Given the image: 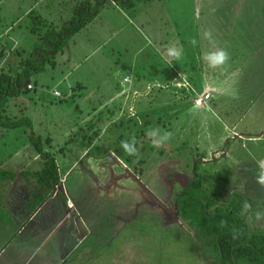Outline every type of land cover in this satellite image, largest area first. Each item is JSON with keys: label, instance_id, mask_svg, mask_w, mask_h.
I'll return each mask as SVG.
<instances>
[{"label": "rangeland", "instance_id": "1", "mask_svg": "<svg viewBox=\"0 0 264 264\" xmlns=\"http://www.w3.org/2000/svg\"><path fill=\"white\" fill-rule=\"evenodd\" d=\"M74 1L79 0H42L36 5L34 4L36 0H2L0 17L5 13L6 6H9L8 2H11L13 13L22 15L26 12V14L20 17L19 26H13L9 36H1L0 62L8 61V54L12 56L13 52H8L6 55L2 48L7 43L12 45V41L16 45L15 53H19L20 58H30V50L34 47L33 41L38 38V32H42L39 30L42 28L38 22L39 16L43 17V14L47 16L52 29V25L60 22L61 17H66V9L70 10L72 5L74 6ZM119 1L127 0H105V3L100 5V15L95 21L87 24L77 36L71 38L61 52L33 59L34 69L33 67L32 69L42 70L26 80L32 89H26L24 86L26 81H24L20 99L9 97L8 103L2 108L0 120L26 118L34 130L40 127L39 130L46 134L50 133L51 137L57 134L58 146L61 145L59 139L66 133L65 130H60V126L68 125L69 128L73 126L74 131H67V133L71 132V135L68 134L69 138L86 133L90 136L89 144H93L96 142L97 118L104 117L107 108L113 109L112 106H118V102L111 97L123 90L137 89L139 96L134 100L144 106L152 102L151 112L147 116H142L143 122L138 123L139 119L138 121L134 119L129 124L123 123L122 126L116 125L108 129L107 136L111 142L109 151L119 152V160L122 162L103 165L105 170L112 165L118 171L127 167L129 180H122L121 184H126L130 189L125 188L124 191L109 186L105 193L89 199V204L82 203V205L80 201H76L77 206H88L83 207L82 225L89 234L86 238L83 234L71 240L72 249L66 251L69 252L67 257L62 255V259L65 257L63 263L59 256L62 254L61 250L68 245V241L61 232L56 230L50 236L47 234L49 231H36L30 227L22 235L20 233L22 229L17 232L18 228L13 226L16 221L12 222L9 214L0 210L2 219L0 264H218L213 257L215 254L214 249L211 250L210 237L199 236L179 220L172 223L173 227L172 225L168 228L162 227L157 220L156 212L150 209V199L152 203L159 204L162 200L159 196L161 198L167 193L165 187L160 185L158 188L155 185L161 184V181L171 185L174 180L184 184L189 180L191 166H195V163L197 170H204L207 174L212 170V173L218 172L228 180L222 200H227L229 191L232 190L253 197L252 193L259 194L256 198L264 200V188L255 181L257 165L260 161H264L262 160L264 143H252L241 134L246 130L243 129L244 125L252 124L254 128L261 125L264 127V0L263 2L144 0L143 6L145 4L149 6L146 5L144 7L146 10L144 9V12L137 14L136 17L130 11L132 6H126ZM114 3L123 9L126 16L122 17L115 13L111 5ZM134 5L137 6L138 3ZM94 8L95 3L92 4V9ZM128 21H131V24H128ZM2 23L0 20V31ZM119 23L122 25L117 28L116 24ZM205 30L212 31L213 42L202 38ZM107 37L112 41L108 38V43L100 48L99 44L107 40ZM192 38L198 41L195 47L200 49L201 55L213 50L212 48H225L231 57L222 69H212L227 78L223 94L213 97V101L217 102L216 116L212 114V108L206 106V102L210 99L201 107L203 109H194L196 97L191 93L195 92L197 95L201 94V91L196 92L192 84V90L187 92L178 90L180 93L176 96L169 94L165 89L154 90L150 94L146 91L148 83L144 82L135 86L136 67L143 75L148 73L147 70L152 69V73L145 77L149 82L155 77L153 73L156 68L161 73L154 79L163 78L162 72L166 71V67L162 57L165 58L166 55L160 49H164L165 46L175 45L177 48L182 46V59H169L176 62V68L189 70L191 55L187 50L192 47L189 44ZM155 49L158 51L156 52ZM11 56L9 61L14 60ZM11 69L15 70L14 67ZM201 73L203 74L202 70ZM123 78H127L129 84H125ZM169 86L171 92L173 86ZM54 92L59 95L55 96ZM249 101L254 103L253 108L246 111L241 121L242 125H237L232 132H226L228 137L233 135L235 137L229 139L226 144L222 143V147L218 144L219 152L225 150L227 156L213 158L214 127L220 128L221 121L232 125L231 123L239 119V113L245 110ZM104 102H110L108 103L110 105L101 110L100 114L94 112L99 110V106ZM24 107L25 109H22ZM87 118L95 120L88 121ZM51 121L58 125H53ZM81 121L85 122L81 123ZM89 125H93L94 128L86 132V129L90 128ZM126 126L133 131L124 130ZM81 128L83 129L77 132ZM152 128H158L161 132H171L172 138L161 147L154 148L152 142L143 141L141 135ZM257 130L254 129V133ZM21 131L22 129L17 132L20 134ZM132 136L137 139L136 147L139 154L135 156V160L125 163L123 159L129 155L122 149L121 141L128 140ZM18 138L13 134L9 137V141L3 139L8 143L3 146L0 143V152H13L16 144H19ZM218 139L216 138L215 141L219 142ZM82 141L87 142L84 138ZM19 145L24 146L22 143ZM28 150L31 155L34 153L32 146L27 147L25 144L23 150L25 156H31L26 153ZM149 150L152 157L147 154ZM132 157L134 156H129ZM244 163L248 164L244 165ZM29 168L34 170L38 166L35 163ZM75 177L76 173H73L72 179ZM103 180L106 182L107 178ZM60 188L63 190V187ZM57 192H54L57 197L55 202L62 204V198ZM168 192L172 194L170 189ZM14 200L18 202L17 206L22 205L23 201ZM162 203L166 204L167 200L163 199ZM66 204L68 206L74 203L66 202ZM23 206H29V203ZM161 207L171 208L168 205ZM158 211L160 214V210ZM164 216L170 219L171 214L165 212ZM249 228H254V225H249ZM259 228L264 229V220L260 221ZM71 236L74 237L73 234Z\"/></svg>", "mask_w": 264, "mask_h": 264}, {"label": "crops", "instance_id": "2", "mask_svg": "<svg viewBox=\"0 0 264 264\" xmlns=\"http://www.w3.org/2000/svg\"><path fill=\"white\" fill-rule=\"evenodd\" d=\"M41 1L42 0H36L34 4L35 5L39 4ZM96 1L97 0H91V1L90 0H87V1L79 0L78 2L74 1V6L72 5L70 10L68 8L66 9L67 15L65 18L61 17L60 18L61 21L54 25H52L51 23L52 29H50V25L47 21L48 17L45 16L44 14H43V17L39 16L40 18L38 22L40 26H42V28H40L39 30L42 32L41 33L38 32V38L36 39V41H33L34 47L31 48L30 54H29V56L31 57L26 58V59L20 58L19 53L16 54L14 50L16 46L15 42L12 41V45L7 43L8 47L6 45L2 48L4 49L6 55L8 52H13V54L12 56L10 54L7 55L8 61L2 60L0 62V70H1L0 73L15 80L16 76L21 72L22 67L26 64V61L28 59H31L33 61V59H37L40 56L42 57L41 54H44V53H48V56L57 54L58 52L56 53V51H54V49L52 48V42L56 41L57 38L58 40H60L61 36H63V31H64L65 26L68 23H70V21L74 18L76 7L80 3H83V2L85 3L88 2L91 5L94 3L96 4ZM0 3H2V0H0ZM8 3H9V6H6L5 13H3L0 17L1 22H3L1 25L2 27L0 31V38L1 36H4V35L9 36V33L13 29V26H19L20 17L26 14V12L23 13L22 15L13 13L12 6L10 4L11 2H8ZM53 3L57 4V2H53ZM137 3H138L137 6H135L136 5L135 4L130 9V11H132L133 16L135 17L137 16V14L143 13L145 9L144 7L148 5V4H145V6H143L142 3H145L144 0L137 1ZM111 5L114 8L115 13H117L118 15L122 17L126 16V14L123 13V9L120 8L118 4L114 3ZM8 9H11V10L9 11ZM99 15H100V11H98L97 13L96 12L93 13L91 22H94L95 19ZM41 18L43 19V21ZM128 24H131V21H128ZM111 25L113 26L114 24H111ZM121 25L122 24L120 23L116 24V27L120 28ZM4 26L6 27L4 28ZM53 27L57 28V30L54 29ZM28 29L32 32L30 28ZM80 31L76 33L75 35H73L71 38L73 39L74 36H77L80 33ZM71 38L68 39L63 49L69 44V41L71 40ZM108 38L109 37H107V40H104L101 43L99 42L100 48H103V46H105L108 43L110 39ZM110 41L112 40L110 39ZM36 46H39V47L36 48ZM190 48L191 49L188 48L187 50L189 52V55H191V63H190L189 70L187 71L180 70L179 68H176V62H173L168 57H165V58L162 57V61L164 62L165 67H166L165 68L166 71L162 72L163 78L154 79L155 77L159 76L161 73V71H159V69L156 68L155 72L153 73L155 77L153 78V80L149 82V80H147L145 77H147L146 75H149L150 73H152V69H150V71L147 70L146 72L148 73L146 75H143L142 72L138 71V67H136V69L134 70L135 82H136L135 86L137 87V85L144 82V83H148V85H146V91H148L150 94L153 93L154 90L165 89L169 91V94L171 93L172 95L176 96L180 92H187L188 90H192V85H193L196 88V92H200V91L201 92L203 91L211 92V98L209 101L206 102L207 104L206 106L207 108L209 107L212 108L211 109L212 114H215V112H217L216 111L217 102L213 101L214 100L213 97L214 96L217 97L218 95L223 94L224 88L226 87V84H227V78L222 73H219L218 71H214V70L212 71V69L207 67V65L205 64L203 60V55H201L200 53V49L196 47H190ZM212 49L214 50V48ZM155 50L156 52L158 51L157 49ZM160 50H163L164 52L165 48L160 49ZM52 51H54V53L51 54L50 52ZM142 52L143 50L141 51V53ZM38 53L40 55H38ZM0 54L2 55V53ZM160 54L162 55V51ZM18 55H19V58H17ZM10 56L14 60L9 61ZM2 59H4V57ZM12 67L15 68V70L13 69L14 71L11 69ZM201 70L203 71V74L201 73ZM123 82L125 84H129V80L125 81V78H123ZM169 85L173 86L171 87V92H170ZM24 86L26 87V89H32V87H29L30 83L27 81L25 82ZM247 87L248 85H246V88ZM178 90L180 92H178ZM130 92H133V93L131 94ZM145 94H148V93L145 92ZM191 94L196 97L195 92ZM138 96L139 94L137 93V89L134 88L133 90L128 89V90L117 92L114 96L111 97L112 100H116L118 102V106H114V107L112 106L113 109L107 108V113H105L106 115L103 113L104 117L97 118L98 121L95 124L97 125L95 127L96 128L95 134L97 133L96 138H95L96 142L93 144H89L90 140L88 139L90 138V136L86 135V133L81 135L83 137H81L79 134L77 136H74V137L71 136L69 138L68 134H70L71 132L67 133V131H74L75 127L71 126V128H69L68 125L60 126V130L63 129L66 131V133H65V136H63V138L59 139L61 140V145L59 146L56 143V138H58V135L56 134L55 136L51 137L50 133L46 134V132L43 133L42 130H39L40 127L37 130H34L32 126L27 127V128L21 127V128H16V129H8V128L0 127V143L2 144L1 146L7 145L8 142L6 141H9V137L12 136L13 134L17 136V138L19 135L20 137L18 138L17 143L19 144L22 143L24 145V146H21L19 144H16V149H14L13 152H10V153L0 152V210L8 213L12 222L16 221V224H14L13 226L14 228L15 227L18 228L17 232H19L22 229V231H20V233L22 234L24 232H27L29 228L31 227L32 230L35 229L36 231H41V230L49 231L47 234L51 236L56 231L55 229L61 226V223H62L61 221L66 220V218H63V215L60 214L59 212L60 209H62V207L63 208L65 207L66 209H68L66 202H71V203L76 204V201H80L81 204L82 203L89 204V201H90L89 199H91L94 196L96 197L97 194H99L100 196L101 194L105 193L106 192L105 190L108 189L109 186L113 188L118 187V190H124L125 188H127V190L130 189L128 186H126V184H121L122 180H125V181L129 180L130 174L127 170V167L118 171L117 168L115 169V167L112 165L110 168H107L108 170H105V167H103V165L105 166L106 163L110 164V162L116 163V164H118L119 162H122V160H119L120 158V155H118L119 152L116 153L113 151H109V148L111 147L110 146L111 142L107 136L108 129L116 125L122 126L123 123L129 124L134 119L135 121H138L137 119H139L138 123H140L141 121L143 122L142 116L144 115L147 116L151 112V109L153 107L152 102L151 104L146 103V105L144 106L143 104H141V102L137 103V101L134 100V98ZM150 96L153 97L152 95ZM254 98H252V100ZM17 99H20V95L17 96ZM108 103L104 102L103 104L99 106V110L97 109L94 112H98L100 114L101 110L103 111L107 107V105H110ZM166 104L167 103H165V105ZM253 104L254 103L252 101L247 102L245 106V110L244 111L242 110L239 113L240 115L239 119L231 123L232 125H230L229 123H224L223 121L220 120L222 126L220 128H217L216 126L214 127L215 133L213 135L214 137L213 142L215 143L212 146V157L213 158L218 157V156H227V152L225 150H222L221 153L219 152L220 149H218V146L220 145L219 147H222V143L226 144L229 139H232L235 137V135H233L232 137H228L226 135V132L228 133L232 132L237 125L238 126L242 125L241 121L246 111L252 110ZM157 107H160V106H157ZM193 107L194 109L195 108L199 110L203 109L201 108L202 106L197 107L194 104H193ZM22 109H25V107ZM159 109L162 110L161 108ZM88 119L89 118H87V120ZM90 120H95V119H90ZM51 122L53 123V125H56V126L58 125V123L54 121H51ZM83 122L85 121H81V123ZM89 127L90 128L86 129V132H89L90 129L94 128L93 125H89ZM21 129L22 131L19 134L17 131ZM25 129H27V131ZM82 129L83 128L77 130V132ZM243 129H246V130H244L245 132H241V134L242 136H245L247 138V141H250L252 143H260V144H262V142L264 143L263 125L259 126L258 128H254L252 127V124H249L248 126L244 125ZM254 129H258L256 133H254ZM124 130L133 131V130H130V127L128 126H126ZM32 137L35 138V140H40L43 143V151L50 152L53 155L57 166H59V168L58 167L57 168H58V172L60 176V183H59V186L57 185L52 192L56 193V191H58L57 193H59L62 198V204L61 202H58V203L55 202L56 201L55 199L57 198L55 196V193L54 194L52 192L49 193L48 188L39 186L36 183V181L32 179V177L30 176V173L37 171L42 166L41 162L43 163L41 159V155L38 152H36L32 146V141H33ZM22 138H27V140L23 141ZM83 138L86 141L87 140L88 141L86 143L85 141L83 142L82 141ZM216 138L220 139V140L218 139L220 143L215 141ZM3 139L6 141H4ZM142 140L146 142L148 141L151 142L150 138L147 137L145 134H142ZM25 144L27 145V147L28 145L32 146L34 153L31 155L29 150L28 152H26L27 154H30L31 156L24 155L23 150H25ZM94 146H96L97 148H95ZM93 151L95 153H93ZM147 154H149V156L152 157L151 150H149ZM263 156H264V153H263ZM56 157H58L61 160L60 161L59 159L57 160ZM132 160H135V156L132 158H129L128 156L127 158L123 159L125 163L131 162ZM146 160H147V156H146ZM262 160H264L263 157H262ZM35 163L37 164L38 168L37 169L35 168L34 170H30L29 167L34 166ZM247 164L244 163V165H247ZM233 167L235 168L236 166L234 165ZM241 171L242 169H240V172ZM73 173H76V177L74 178L75 180L72 179ZM12 176L14 177L10 179ZM106 178L107 180L105 182L103 179H106ZM30 179L34 180L35 183L34 182L32 183ZM60 186L63 187V190L62 188H60ZM42 191H45V192H42ZM45 193L48 194L47 198L35 209L36 211L33 214H30L29 212H31V206L35 202L36 197H38L39 195H43ZM22 196L25 198H22ZM14 199L19 200L21 202L23 201L22 205L17 206L16 203L18 202L15 201ZM27 203H29V206H26V207L23 206L24 204H27ZM83 207H88V206H77L76 205V206H73L72 208L70 207V209H68L69 211H67L70 214H71V211H73L72 215L70 216L72 217V219L77 221L75 222V226L77 225L78 227L77 230L80 229L78 231L80 232L79 233L80 235H83V231H84V228L82 225Z\"/></svg>", "mask_w": 264, "mask_h": 264}, {"label": "trees", "instance_id": "3", "mask_svg": "<svg viewBox=\"0 0 264 264\" xmlns=\"http://www.w3.org/2000/svg\"><path fill=\"white\" fill-rule=\"evenodd\" d=\"M137 1L140 0H127L126 6L131 7ZM103 3L104 0H97L94 9L88 2L80 3L76 7L74 18L65 26L63 36L60 40L57 38L52 42V48L56 53L63 49L69 38L91 22L93 13H97ZM41 55L45 57L48 53ZM32 62L31 59L26 61L15 80L0 73V119L2 108L8 103L9 97L12 99L19 96L22 92V83L42 70H33ZM25 126L31 127V124L23 117L15 120L8 118L4 121L0 120V127L3 128L16 129ZM32 140V146L41 155L43 163L37 171L30 173V176L39 186L48 188L51 193L60 183L57 164L50 152L43 151V143L40 140H35L33 137ZM196 166L197 164L194 166V171L198 176L180 190L176 197L180 218L196 233L212 239V249L219 264H264V230L249 229L248 223L255 220L254 213L264 208V202L254 205L248 196L234 191L225 202L220 203V197L228 180L218 172L202 175ZM45 194L36 197L30 214H33L47 198L48 194ZM244 201L250 203L252 209L250 213L241 215ZM221 221L225 223L222 225ZM236 231L239 235L234 239L233 235Z\"/></svg>", "mask_w": 264, "mask_h": 264}, {"label": "clouds", "instance_id": "4", "mask_svg": "<svg viewBox=\"0 0 264 264\" xmlns=\"http://www.w3.org/2000/svg\"><path fill=\"white\" fill-rule=\"evenodd\" d=\"M202 38L213 42V33L211 30H205L202 33ZM198 41L195 38L189 40V44L192 47L197 46ZM164 54L166 57L172 60H180L183 57V48H177L175 45L165 46ZM231 57L229 52L225 48H215L214 50H209L204 53L203 60L208 68L210 69H222L225 65L228 64ZM146 136L150 138L152 146L154 148L161 147L164 143L168 142L172 138L171 132H161L158 128H152L146 131ZM137 139L135 136L130 137L128 140L121 141V147L125 153L129 156H136L139 154V150L136 147ZM258 172L255 175L256 183L264 188V161H260L257 165ZM252 206L247 201H244L241 206V215H245L251 212ZM256 220H264V212L257 211L254 213ZM225 222L221 221L223 225ZM239 235V232L236 231L233 235L235 239Z\"/></svg>", "mask_w": 264, "mask_h": 264}, {"label": "flooded vegetation", "instance_id": "5", "mask_svg": "<svg viewBox=\"0 0 264 264\" xmlns=\"http://www.w3.org/2000/svg\"><path fill=\"white\" fill-rule=\"evenodd\" d=\"M257 0H255V2H256ZM263 2V0H258V2ZM256 12H258V11H256ZM196 164V163H195ZM201 165H202V163H201ZM200 173H202V175H206L207 174V172H204V170H200L199 171ZM209 174H212V170H210V173ZM179 175V174H178ZM181 175V174H180ZM198 175L195 173V171H194V166H191V175H190V178H189V180H187L184 184H180V182H175V180L172 182V184L170 185V184H168V182H166V183H164V181L162 182L161 181V184H157V185H155V186H157L158 188H160V185H162L163 187H165L166 188V190H165V192L167 191V193H166V195L165 196H163V197H161L160 198V196H159V199H165V200H167V203L166 204H163L162 203V200H161V203H152V199H150V201H149V203H150V209L155 213V215H156V217H158L157 218V220H158V222L162 225V227H165V228H168V226H171L172 225V223L173 222H175V221H181V223H183V224H185L186 226H187V224L180 218V216H179V214H178V212H177V204H176V197H177V195L179 194V192H180V190H182L183 188H185L194 178H196ZM169 181V180H168ZM59 185V184H58ZM250 185H252V183H250ZM249 185V186H250ZM168 189H170L171 191H172V194L170 195V193L168 192ZM234 191H237V190H233V191H229L230 192V194L228 195V197H227V199L230 197V195L232 194V192H234ZM226 192V191H225ZM237 192H239V193H241V194H243V195H246V196H248L252 201H253V203H254V205L255 204H261L262 202H264V200H259L258 198H256L257 196H259V194H254V193H252V195H254V197L253 196H250V195H248V194H246V193H243V192H241V191H237ZM171 198V200H170V198ZM221 202L220 203H223V202H225L226 200L224 199V200H222L223 198H224V196L223 195H221ZM163 205H168V206H171V208H162L161 206H163ZM253 205V206H254ZM73 206H76V204H71V208L73 207ZM68 209H70V207H67ZM156 208L158 209V210H160V214H159V211L158 210H156ZM68 209H66L65 207L63 208L62 207V209H60V214H62L63 215V218H66V220H62L61 222V227H59V228H57V229H55V230H57L56 232H61L62 233V235L63 236H65V239H66V241H68V245L65 247V248H63V250H61V256H59V259H61V261L63 262L64 261V259H65V257L62 259L61 257H62V255H65L66 257L69 255V252L67 253L66 251L68 250V249H72V247H70V244H72V243H70L71 242V240L72 239H77L76 237H78L80 234V232H78L80 229H78L77 230V225L76 226H74L75 225V222H77L76 220H74V219H72V217L70 216V215H72V212L73 211H71V210H73V209H71L70 211H71V214L69 213V212H67V211H69ZM264 211V208H262L261 210H260V212H263ZM158 212V213H157ZM165 212L167 213V214H171V216H170V219H166L165 218ZM172 220V221H171ZM260 221H263V220H259V222L255 219L252 223H249V225H254V228H249V229H256V230H264V229H261V228H259V224H260ZM71 227V228H70ZM172 227H173V225H172ZM188 227V226H187ZM84 228V227H83ZM189 228V227H188ZM190 229V228H189ZM63 230V231H62ZM82 230V229H81ZM192 230V229H191ZM44 231H46V230H44ZM193 231V230H192ZM195 232V231H194ZM85 233V237L84 238H86L87 236H88V234H89V231L87 230V229H85L84 228V231H83V234ZM74 235V237H72L71 235ZM198 234V233H197ZM199 236H205V235H200V234H198ZM207 237V236H206ZM83 240V239H82ZM49 242V241H48ZM54 242V241H53ZM81 242V241H80ZM70 247V248H69ZM211 250H212V239H211ZM213 256V255H212ZM214 257V259L216 260V262H217V259L215 258V256H213ZM218 263V262H217ZM219 264V263H218Z\"/></svg>", "mask_w": 264, "mask_h": 264}, {"label": "built area", "instance_id": "6", "mask_svg": "<svg viewBox=\"0 0 264 264\" xmlns=\"http://www.w3.org/2000/svg\"><path fill=\"white\" fill-rule=\"evenodd\" d=\"M125 81H127V78H125ZM54 95L58 96L59 94L57 92H54ZM210 97H211L210 92L207 91L201 92V94L196 95V98L194 99V105L197 107L203 106L204 103L210 99ZM68 207H71V204H69Z\"/></svg>", "mask_w": 264, "mask_h": 264}, {"label": "water", "instance_id": "7", "mask_svg": "<svg viewBox=\"0 0 264 264\" xmlns=\"http://www.w3.org/2000/svg\"><path fill=\"white\" fill-rule=\"evenodd\" d=\"M105 1V0H104ZM120 2V1H119ZM120 3H122V4H124V3H126L125 1H122V2H120Z\"/></svg>", "mask_w": 264, "mask_h": 264}]
</instances>
